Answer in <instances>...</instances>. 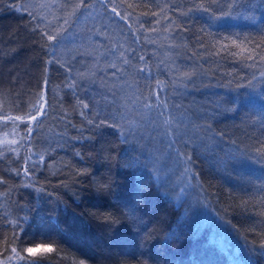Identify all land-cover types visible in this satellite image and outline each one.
Wrapping results in <instances>:
<instances>
[{
    "label": "trees",
    "instance_id": "16d2710c",
    "mask_svg": "<svg viewBox=\"0 0 264 264\" xmlns=\"http://www.w3.org/2000/svg\"><path fill=\"white\" fill-rule=\"evenodd\" d=\"M78 4L0 0V264H264V0Z\"/></svg>",
    "mask_w": 264,
    "mask_h": 264
},
{
    "label": "snow or ice",
    "instance_id": "6c2138e0",
    "mask_svg": "<svg viewBox=\"0 0 264 264\" xmlns=\"http://www.w3.org/2000/svg\"><path fill=\"white\" fill-rule=\"evenodd\" d=\"M91 7V4H88L86 5L85 4V0H79V4L76 5L75 7L77 8H83V7ZM205 11H207V9H204ZM111 11L113 13H115L117 16H120V13L117 11V9L115 7H112L111 8ZM154 15H158L156 13H154ZM228 16L230 17L231 14L229 13ZM120 18L123 20V19H126V17H123V16H120ZM224 17H217V19H222ZM249 19L251 20H254L255 17H249ZM159 21H157L158 23ZM154 30V29H153ZM45 35L47 36L48 40L50 41H55L57 39L56 36H53L51 34H48V33H45ZM235 43V42H233ZM237 47H240V45H236ZM121 56L124 57L123 59V62L124 64H129V59L127 57L124 56V53L122 52L121 53ZM140 60H143L144 57L143 56H140L139 57ZM246 59H255L254 56H252L251 54L246 57ZM261 60H264V56H261L260 57ZM53 62V60H49L48 63L51 64ZM113 68H116L117 66L115 64L112 65ZM138 71L140 72H145L147 71V68H139ZM262 76H264V72L261 73ZM47 83V81H45V84ZM251 83V81H250ZM155 95L157 96V98L159 97V93H155ZM159 107V105H157ZM85 107H87V105H85ZM145 107L147 108H151L152 105L151 104H146ZM37 114L39 115H43V110L42 109H38V112L37 113H28L27 114V119L25 117H14L12 118L13 120L15 119H22V120H25V122L27 123L29 120L31 121H35L37 119ZM161 116L164 115L163 112L160 113ZM101 124H104L106 123V121H101L100 122ZM119 122L118 121H115L111 124H109L108 126L109 127H116L117 124ZM164 124V135L165 136H168L169 137V147L177 144V143H181L184 141V138H183V134H181V125L183 123V121L181 120H176L175 118H170V119H166L162 122ZM39 125L37 124V127ZM210 127V126H209ZM26 133L31 134V132L33 131V128L31 126H28L26 129H25ZM128 135H132V130L131 129H128V132H127ZM124 142L127 143V136H125V139H124ZM187 146V145H186ZM179 151H178V156H179ZM260 155L261 156H264V151H261L260 152ZM188 159L190 160L191 157H188ZM230 159L231 160H239L241 159L240 156H237V155H232L230 156ZM261 162H264V161H261ZM138 163V160L136 158H133V160L127 165V167L131 168L133 167L134 164ZM26 173H27V170H25ZM0 183H3V180L0 179ZM103 187H110V185H104ZM129 215L134 217L135 216V212L134 210H130L129 211ZM106 221L111 223V224H115L117 223V219L115 217H111V216H108V217H105ZM174 235V234H173ZM262 247H264V245H262ZM23 251H26L29 256H37L38 254H48V253H54L57 251L56 248L53 247V244L51 242H39V243H36L34 247H28L26 249H24ZM12 252H16V249L13 247L12 248ZM17 255L19 256V253H17ZM20 259H24L23 256H20ZM28 264H52V261L49 260L46 256L44 255H41L39 259H34V260H30L28 261ZM80 264H84V261H80Z\"/></svg>",
    "mask_w": 264,
    "mask_h": 264
},
{
    "label": "bare ground",
    "instance_id": "6f19581e",
    "mask_svg": "<svg viewBox=\"0 0 264 264\" xmlns=\"http://www.w3.org/2000/svg\"><path fill=\"white\" fill-rule=\"evenodd\" d=\"M91 13H89L88 14V16L86 15L85 17H86V21H88V22H90V21H94V18H93V16H91L90 15ZM109 15H108V17L106 18V20H108L109 22H112V23H114V22H116L115 20H116V18H115V16H113V14H111V13H108ZM105 25V27L106 26H108V25H106V24H104ZM75 33H78L77 31H75ZM153 34H154V32H152ZM113 35V34H112ZM118 37V36H117ZM120 37V36H119ZM113 41L115 42V43H118V40H117V38L115 37V38H113ZM88 43H89V41H88ZM155 42H153L152 43V45H151V48L153 49V50H155L157 47H158V44H154ZM160 44H163L161 41H160ZM4 89H5V87H0V92H3L4 91ZM27 137L28 136H24L23 137V135L20 137L21 139H27ZM38 255H42V254H38ZM30 260H34V258H30L29 257V259H28V261H30Z\"/></svg>",
    "mask_w": 264,
    "mask_h": 264
},
{
    "label": "rangeland",
    "instance_id": "374dc122",
    "mask_svg": "<svg viewBox=\"0 0 264 264\" xmlns=\"http://www.w3.org/2000/svg\"><path fill=\"white\" fill-rule=\"evenodd\" d=\"M10 144H11V142L9 141V142L5 143L4 145L10 146Z\"/></svg>",
    "mask_w": 264,
    "mask_h": 264
}]
</instances>
